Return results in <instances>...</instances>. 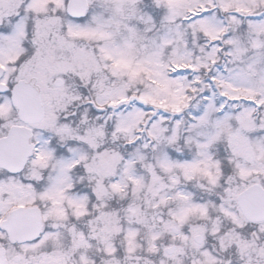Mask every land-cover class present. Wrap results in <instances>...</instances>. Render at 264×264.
<instances>
[{"label": "snow or ice", "instance_id": "1", "mask_svg": "<svg viewBox=\"0 0 264 264\" xmlns=\"http://www.w3.org/2000/svg\"><path fill=\"white\" fill-rule=\"evenodd\" d=\"M0 264H264V0H0Z\"/></svg>", "mask_w": 264, "mask_h": 264}]
</instances>
